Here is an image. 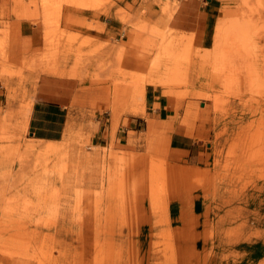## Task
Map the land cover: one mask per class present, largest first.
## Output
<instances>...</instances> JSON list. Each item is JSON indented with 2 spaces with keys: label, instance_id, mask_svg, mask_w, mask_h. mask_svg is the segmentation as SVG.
Masks as SVG:
<instances>
[{
  "label": "rangeland",
  "instance_id": "obj_1",
  "mask_svg": "<svg viewBox=\"0 0 264 264\" xmlns=\"http://www.w3.org/2000/svg\"><path fill=\"white\" fill-rule=\"evenodd\" d=\"M195 1L0 0V264H264V0ZM44 73L79 81L53 139Z\"/></svg>",
  "mask_w": 264,
  "mask_h": 264
},
{
  "label": "crops",
  "instance_id": "obj_2",
  "mask_svg": "<svg viewBox=\"0 0 264 264\" xmlns=\"http://www.w3.org/2000/svg\"><path fill=\"white\" fill-rule=\"evenodd\" d=\"M195 0H187V2H181L182 10L177 12L172 18L173 23L176 26H185L190 28L191 21L182 20L181 14H185L187 11L190 16V9L195 10ZM203 7V17L207 19L210 16L208 11L215 7L211 1L206 0ZM200 7V4H198ZM81 14L90 13L89 10H78ZM180 14V15H179ZM89 15V14H87ZM193 16H195L193 14ZM28 23V24H27ZM21 22V33L33 40V43H29V48L34 49L40 45V31L35 25L29 24V22ZM79 81L69 76H57L53 74H41L37 81L36 94L34 97L33 107L29 118L28 130L29 135L32 138L37 139H53L61 134L63 129V120L65 117V108L69 105L71 98L78 86ZM163 102V100H162ZM163 111L160 109L158 115ZM166 113V111H164ZM191 145L188 149V156L193 158V161L201 162L204 166L207 157L205 150L193 148Z\"/></svg>",
  "mask_w": 264,
  "mask_h": 264
},
{
  "label": "bare ground",
  "instance_id": "obj_3",
  "mask_svg": "<svg viewBox=\"0 0 264 264\" xmlns=\"http://www.w3.org/2000/svg\"><path fill=\"white\" fill-rule=\"evenodd\" d=\"M151 82H153V80H151ZM151 84L159 85L158 81H154V82L151 83ZM156 88H157V87H156ZM192 94H193V93H192ZM137 95H138V98L140 97V98L142 99V101H144V100H143V97H144V87H143V85L138 86L137 91H136V96H137ZM140 98H139V99H140ZM130 111H131V113H138L139 111H143V110L138 109L137 106L135 105V106H132V107H131Z\"/></svg>",
  "mask_w": 264,
  "mask_h": 264
}]
</instances>
